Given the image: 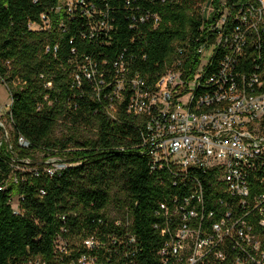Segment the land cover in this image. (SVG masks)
I'll return each instance as SVG.
<instances>
[{
    "label": "built area",
    "instance_id": "obj_1",
    "mask_svg": "<svg viewBox=\"0 0 264 264\" xmlns=\"http://www.w3.org/2000/svg\"><path fill=\"white\" fill-rule=\"evenodd\" d=\"M62 4L70 16L88 18L84 38L113 29L108 12L87 0ZM203 14L210 20V37L195 39L196 61L190 41L177 44L172 61L154 75L133 71L123 55L107 75L86 56L78 65L76 87L84 78L97 96L105 91V110L112 119L127 101V112L140 130L136 149L148 157L150 172L177 190L155 212L153 228L162 238L156 252L160 264H264V0H218L217 5L209 0ZM150 18L155 24L160 21L151 12L143 13L140 21ZM133 20L138 21L135 16ZM29 26L49 30L51 21L42 14L41 23ZM61 27L65 29L63 23ZM5 120L11 130L10 109L5 113L0 107V145L10 142ZM18 143L30 146L21 135ZM9 150L13 152L11 144ZM39 164L55 176L81 161L49 155L37 166L18 156L11 163L14 170L36 175ZM11 204L15 213H22L19 197ZM104 211L111 228L99 225L89 233L61 228L54 241L56 264H141L132 210ZM97 220L105 223L102 216ZM18 264L47 263L36 257Z\"/></svg>",
    "mask_w": 264,
    "mask_h": 264
},
{
    "label": "trees",
    "instance_id": "obj_2",
    "mask_svg": "<svg viewBox=\"0 0 264 264\" xmlns=\"http://www.w3.org/2000/svg\"><path fill=\"white\" fill-rule=\"evenodd\" d=\"M87 1L108 12L113 25L108 34L84 38L88 18L79 13L70 16L62 0H0V80L12 98L10 142L0 145V264L36 257L56 264L54 241L61 228L71 233H89L99 225L111 228L104 211L109 207L132 210L142 246L141 264H160L156 252L162 238L153 228L155 212L159 202L177 190L162 184L150 172L148 157L136 149L140 130L138 120L127 112V101L119 106L118 118L112 119L105 110L106 92L97 96L83 77L82 86L76 87V74L86 56L108 75L123 55L133 71L154 75L172 61L177 44L189 41L191 59L196 61L195 39L210 37V20H205L202 8L209 0ZM147 12L160 17L158 24L154 18L140 21ZM42 14L50 18V29L30 28L31 22H42ZM60 124L72 133L53 138ZM82 128L94 137L78 138ZM2 131L0 127V135ZM20 135L29 147L19 145ZM49 155L81 164L55 176L44 172V164H39L38 175L11 165L15 156L36 165ZM15 196L22 213L13 210ZM101 216L102 225L97 220Z\"/></svg>",
    "mask_w": 264,
    "mask_h": 264
},
{
    "label": "rangeland",
    "instance_id": "obj_3",
    "mask_svg": "<svg viewBox=\"0 0 264 264\" xmlns=\"http://www.w3.org/2000/svg\"><path fill=\"white\" fill-rule=\"evenodd\" d=\"M74 0H62V2L64 3H67V2H72ZM204 6H202L203 8V11H204ZM3 86L0 85V107L2 108L3 112H7L9 109H10V104H11V97H10V94L9 93H5L4 89H2ZM6 88V86H5ZM7 89V88H6ZM5 123L8 127V129L10 130V126H9V123L5 120ZM70 133H72L70 130H67L63 125H58L54 131V134H53V138H62L64 136H68ZM78 138H80L81 140H84L86 138H90V137H94L93 135V132L88 130V129H85V128H82L80 130V133L77 134ZM42 155L39 154V158H41ZM14 202V206L17 205V198H14L13 200Z\"/></svg>",
    "mask_w": 264,
    "mask_h": 264
},
{
    "label": "crops",
    "instance_id": "obj_4",
    "mask_svg": "<svg viewBox=\"0 0 264 264\" xmlns=\"http://www.w3.org/2000/svg\"><path fill=\"white\" fill-rule=\"evenodd\" d=\"M0 85H2L3 86V88L2 89H4V91H5V93L7 92V93H9L8 92V90L5 88V85L2 83V81L0 80Z\"/></svg>",
    "mask_w": 264,
    "mask_h": 264
}]
</instances>
